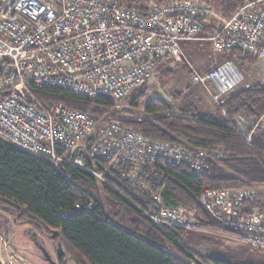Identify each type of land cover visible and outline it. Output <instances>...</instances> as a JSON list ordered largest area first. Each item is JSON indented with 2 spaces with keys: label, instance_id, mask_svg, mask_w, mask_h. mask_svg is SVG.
I'll use <instances>...</instances> for the list:
<instances>
[{
  "label": "built area",
  "instance_id": "obj_1",
  "mask_svg": "<svg viewBox=\"0 0 264 264\" xmlns=\"http://www.w3.org/2000/svg\"><path fill=\"white\" fill-rule=\"evenodd\" d=\"M148 3L149 10L141 12L122 0H0V139L55 166L80 167L100 187H112L105 173L113 171L142 194L136 207L154 223L171 232L198 229L193 211L164 205L150 190L149 178L158 177V158L201 173L202 153L37 95L38 89L54 87L88 99H124L151 81L159 64L185 61L180 42L201 38L215 16L213 7L200 0ZM220 20L208 37L214 51L236 48L264 57V0H249ZM235 56L208 71L191 72L192 82L209 85L223 115L225 95L243 80ZM86 155L106 162L102 171L87 166ZM253 196L251 189H205L199 202L222 228L216 232L264 250V212L244 208V200Z\"/></svg>",
  "mask_w": 264,
  "mask_h": 264
},
{
  "label": "trees",
  "instance_id": "obj_2",
  "mask_svg": "<svg viewBox=\"0 0 264 264\" xmlns=\"http://www.w3.org/2000/svg\"><path fill=\"white\" fill-rule=\"evenodd\" d=\"M122 1L128 8L134 7L141 12L149 10V0ZM200 1L212 3V0ZM245 2L219 0L218 12L226 18ZM217 53L204 71L233 54L247 56L236 48ZM166 76L163 73L160 78ZM145 88L143 85L137 89L134 105L142 100ZM37 95L43 102H60L96 120L101 116L132 125L149 139L202 153L205 167L201 173H194L185 163H167L158 158L154 163L158 177L149 178L150 190L160 195L164 205L193 211L200 225L198 229L214 232L222 229L199 202L205 189L254 190L255 196L244 200V208L264 212V130L257 129V125L246 129L234 123L238 116L246 117L251 124L264 116V85L261 82L245 81L227 93L222 105L224 116L218 105L215 113L166 114L170 105L162 97L153 96L145 103V118L126 115L123 118L110 110L114 100L104 95L88 99L54 87L38 89ZM84 160L87 166L100 171L106 165L88 155ZM105 176L112 187H98L94 176L80 167L69 163L55 166L0 139V204L10 209L16 219L34 226L39 232L57 231L52 241H60L65 258L59 264H65L68 259L73 264H237L217 256H203L197 250L182 246L180 240L187 229L172 228V232L163 229L136 207L143 203L140 192L113 175V171ZM90 201L93 204L90 210L75 208L77 203Z\"/></svg>",
  "mask_w": 264,
  "mask_h": 264
},
{
  "label": "rangeland",
  "instance_id": "obj_3",
  "mask_svg": "<svg viewBox=\"0 0 264 264\" xmlns=\"http://www.w3.org/2000/svg\"><path fill=\"white\" fill-rule=\"evenodd\" d=\"M218 2L219 0H212V3H209L215 11V16L210 18L203 28V31L206 30L209 34L206 35L204 32L202 37V34L199 33L201 37L199 39L180 42V46L186 52V60L181 64H173L169 60L159 64L154 70L151 81L146 84L143 91L145 95L137 106L132 103L138 93V90H135L132 95L124 99L112 100L113 106L110 110H115L114 113L117 116L122 115L123 118L125 115L137 119L145 118L143 112L145 103L150 97L160 96L170 105V110L166 111V114L197 116L207 112L215 113L217 106L209 94L211 88L209 85L205 86L206 84L192 82L191 72L193 69L204 71L218 55L212 50L208 38L213 30L220 25V18H225L218 12ZM234 59L243 77L242 82L258 81L264 85V58L239 55ZM163 73L167 75L164 79L160 78ZM220 113L222 114L221 109ZM100 118L102 117L100 116ZM236 118L233 119L237 127L242 125L247 129L250 125L252 127L258 125L255 121L251 124L246 117H243L242 120ZM258 120L259 118H257ZM262 121L259 120V125ZM124 126H130L136 130L132 125L124 124ZM32 231H34V240ZM180 244L186 248L197 250L204 256H217L230 263L264 264V250L251 249L242 240L214 231L188 230L181 237ZM40 245L43 246L46 254L43 253ZM53 247L54 243L49 236L37 231L34 226L16 219L10 209L0 204V262L2 264H49L46 259L48 256L53 262H56ZM65 264H73V261L68 259Z\"/></svg>",
  "mask_w": 264,
  "mask_h": 264
},
{
  "label": "flooded vegetation",
  "instance_id": "obj_4",
  "mask_svg": "<svg viewBox=\"0 0 264 264\" xmlns=\"http://www.w3.org/2000/svg\"><path fill=\"white\" fill-rule=\"evenodd\" d=\"M52 234H53V235H52ZM46 235L49 236L50 239H53V237H56L57 234H56V233L54 234L53 232H49V233H47ZM32 236H33V240H34V231H32ZM35 243H37L36 240H35ZM40 247L42 248L43 253L46 254V253H45V250L43 249V246L40 245ZM57 248H58V241L54 243V247H53V249H54V253H55V257H56V262H53V261L50 259V257L48 256V258L46 257V259L48 260L49 264H59V262H60L62 259H63V261H65V258H64L63 255H61L60 258L58 257Z\"/></svg>",
  "mask_w": 264,
  "mask_h": 264
},
{
  "label": "crops",
  "instance_id": "obj_5",
  "mask_svg": "<svg viewBox=\"0 0 264 264\" xmlns=\"http://www.w3.org/2000/svg\"><path fill=\"white\" fill-rule=\"evenodd\" d=\"M248 1H249V0H248ZM204 32L206 33V35L209 34V33L207 34V31H206V30L203 31L202 33L200 32V34H202V35H201L202 37H203ZM210 34H211V33H210ZM206 35H205V36H206ZM181 48H182V47H181ZM212 50H213V49H212ZM182 51H183V53H184V57H185V60H186V52L184 51V49H182ZM213 51H214V50H213ZM215 52H216V51H215ZM263 58H264V57H263ZM259 120H260V122L263 120L262 123H261L260 125H259V123H260ZM259 120H258V121H257V120L255 121V122H257V124H258V125L256 126V128H257V129H260V130H264V126H262V125H264V116L260 117ZM200 254H202V255L204 256L203 253L200 252ZM205 256H208V255H205Z\"/></svg>",
  "mask_w": 264,
  "mask_h": 264
},
{
  "label": "water",
  "instance_id": "obj_6",
  "mask_svg": "<svg viewBox=\"0 0 264 264\" xmlns=\"http://www.w3.org/2000/svg\"><path fill=\"white\" fill-rule=\"evenodd\" d=\"M53 233L55 234V233H57V231H56V230H53ZM52 235H53V234H52ZM57 253H58V257H59V258L61 257V255H64V250H63V248H62V246H61L60 241H58ZM0 264H2V263L0 262Z\"/></svg>",
  "mask_w": 264,
  "mask_h": 264
},
{
  "label": "bare ground",
  "instance_id": "obj_7",
  "mask_svg": "<svg viewBox=\"0 0 264 264\" xmlns=\"http://www.w3.org/2000/svg\"><path fill=\"white\" fill-rule=\"evenodd\" d=\"M42 250V249H41Z\"/></svg>",
  "mask_w": 264,
  "mask_h": 264
}]
</instances>
